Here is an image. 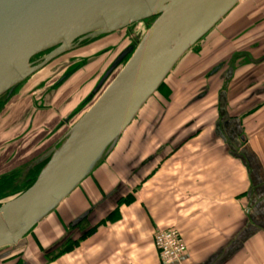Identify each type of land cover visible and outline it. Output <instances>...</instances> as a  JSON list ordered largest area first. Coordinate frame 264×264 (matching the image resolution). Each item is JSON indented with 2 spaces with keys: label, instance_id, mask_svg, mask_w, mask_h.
<instances>
[{
  "label": "crops",
  "instance_id": "obj_1",
  "mask_svg": "<svg viewBox=\"0 0 264 264\" xmlns=\"http://www.w3.org/2000/svg\"><path fill=\"white\" fill-rule=\"evenodd\" d=\"M261 60L254 62V71L243 73L234 84L226 83L225 89L232 87L233 92L236 86H254L251 94L243 92L244 88L225 93L224 112L228 109V115L222 114L220 120L217 114L204 126L197 127L200 120H196L180 127L176 134L191 130L190 137L175 144L157 143L156 157L127 155V148L143 151L152 144L145 141L146 132L139 138V128L131 131L127 156L110 157L85 180L59 207L57 216L51 215L32 233L37 238H27V249L13 264H162L153 236L168 229L177 230L187 248L176 264H264ZM204 88V96L194 94L198 100L193 103L190 99L191 104L204 102L209 94V88ZM208 113L203 110L197 115ZM167 115L168 111L164 118ZM162 129L160 124L150 134ZM127 172L135 176H124ZM84 216L87 225L65 233L73 220ZM54 217L60 220L54 221ZM89 230L93 231L83 238ZM59 232L68 235L58 238ZM35 241L48 247L46 254L33 252L29 243ZM67 243H75L74 248L52 255Z\"/></svg>",
  "mask_w": 264,
  "mask_h": 264
},
{
  "label": "water",
  "instance_id": "obj_2",
  "mask_svg": "<svg viewBox=\"0 0 264 264\" xmlns=\"http://www.w3.org/2000/svg\"><path fill=\"white\" fill-rule=\"evenodd\" d=\"M241 2L0 0V100L82 42L128 30L134 43L112 61L86 103L122 65L96 100L21 171L45 162L26 191L0 205V254L18 247L110 158L179 62ZM46 52L40 63L31 61Z\"/></svg>",
  "mask_w": 264,
  "mask_h": 264
},
{
  "label": "rangeland",
  "instance_id": "obj_3",
  "mask_svg": "<svg viewBox=\"0 0 264 264\" xmlns=\"http://www.w3.org/2000/svg\"><path fill=\"white\" fill-rule=\"evenodd\" d=\"M132 32L134 33V30ZM132 35L133 34L128 30L122 31L121 33L104 37L82 49H76L75 52L56 59L19 86L14 98H12L6 108L0 112V177L13 172L15 173V171H22L27 163L43 154L45 150L50 149L58 139L63 136L67 128L79 119L90 104L96 100L104 87L121 69L122 65L117 67L107 79L101 91L83 106L80 105V103L82 104L87 100L92 89L118 54L127 46L133 45ZM240 56L244 59L234 61V57ZM259 58L262 59L260 66L263 73L262 78L264 79V0H243V2L228 15L224 22L219 24L208 37L199 42L179 62L164 84L167 87L170 86L168 89L170 90L168 91V98L164 96L167 91H160L149 101L132 124L131 128L128 129L123 136L117 152L110 157H116V155L123 158L127 155L131 158L139 156L156 157L158 153L157 143L163 144L172 142L175 144L190 137L189 133L191 130L176 134V131L178 132L181 130L179 129L180 127L193 125L196 120H200L197 123V127L204 126L206 123L211 122L214 117H217V114L218 118L221 120L223 117L222 114L228 115V109L224 112L225 99L227 97L225 93L232 94L244 88L243 92L251 94L253 91L252 88L254 87L247 85L246 87L236 86L233 92L231 89L232 87L227 90L225 89L226 83L232 82L234 84L243 73L248 74V72L254 71V62ZM216 67H220L219 71L211 75L212 69ZM68 71L71 72V75L59 82L58 86L60 87H58L54 93L50 94L51 100L53 97V101L50 104H48L50 95L49 97H46L47 95L43 96L44 101L46 99L45 106L48 108V111L45 113L37 111L35 117L30 119L32 120V125L23 129L22 132V127L11 130L10 124L5 122L7 118L2 119V116L4 115V117H6L7 111H11L8 116L9 118L12 119L15 115L19 117L26 108V106H24L25 108H21V105L25 103L30 104L27 100L31 98H38L37 100H39L42 96V91L38 88L36 89V85L46 84L47 87H49L54 81L65 76L64 73ZM252 76L253 75H251V77ZM197 81L200 82L195 86ZM203 87L209 88L208 97L204 102L189 104L191 97L198 93L199 89ZM262 89H264V86ZM218 94L224 95L225 97L218 98ZM22 95H24V97L18 100V96L21 97ZM164 97H166V99H164ZM23 99L27 100L24 101ZM36 102L37 101H34L33 105H36ZM251 107L252 103L250 106L248 105L247 108H244L243 111ZM166 110L168 111V115L166 118L162 119V114ZM203 110L209 112L208 114L213 115V117H210L211 115L206 116V114L197 115V113ZM49 118H52L51 120L54 122H48ZM63 119L69 120V122H66L68 123V127L66 126L63 131H59L58 136L51 141V143L44 144L43 137L46 136L45 139L50 137V133L51 135H55V133L58 132L57 127L62 123ZM160 123L163 128L161 132L159 134H150ZM148 126L151 129L149 132L147 130ZM164 126H166V130ZM135 128H139V134L137 135L139 138L144 134L143 132H146L145 141L152 142V144H150L151 146L148 149L143 151H129L130 149L127 148L128 153L125 155L126 145L130 140L131 131L135 130ZM36 130L37 132L35 133ZM192 131H194V129ZM129 169H131V167L127 170ZM128 172L127 175L124 174V176L128 177V175H130ZM24 175V172H20L21 179L18 181L19 183L23 181ZM138 175H141V171ZM134 176L135 175H130L129 178ZM13 194H11V192L7 193L4 198L5 201L2 199L0 204L10 200L9 198H11ZM53 216H57L56 212ZM59 220L60 218H56L54 221ZM85 225H87V223H85ZM67 227L68 229L65 233L69 230L72 232L77 230L76 228ZM58 235L57 237L61 238L63 236L67 237L68 234L62 235V233H60ZM30 237L35 238L36 235L31 234L28 239ZM40 237L45 238L46 236L41 235ZM28 239L24 240L14 249L3 251L0 254V264H13L15 260H18L20 256L24 254V250L27 249ZM40 243V241H35L34 244H29L33 247L34 253L39 250L46 254V249L48 247L41 246L39 245ZM59 252L60 250H56L52 255ZM13 254L15 257L5 259L8 255L12 256ZM17 264L25 263L20 261Z\"/></svg>",
  "mask_w": 264,
  "mask_h": 264
},
{
  "label": "flooded vegetation",
  "instance_id": "obj_4",
  "mask_svg": "<svg viewBox=\"0 0 264 264\" xmlns=\"http://www.w3.org/2000/svg\"><path fill=\"white\" fill-rule=\"evenodd\" d=\"M98 40H100V39H96V40H94V41H91V42H87V41H85V42H82V43H80L79 44V46H78V48L77 49H82V48H84L85 46H88V45H90L91 43H94V42H96V41H98ZM132 44H134V43H132ZM130 46V45H129ZM128 47V46H127ZM126 47V48H127ZM125 49V48H124ZM76 51V50H75ZM75 51H73V52H75ZM49 52V51H48ZM48 52H46V53H43V54H40L39 56H37V57H35V58H33L31 61L33 62V63H35V64H38V63H40V58L43 56V55H45V54H47ZM72 53V52H71ZM70 54V53H69ZM65 55H67V54H65ZM65 55H63V56H65ZM236 56V55H235ZM62 57V56H61ZM60 58V57H59ZM59 58H57V59H59ZM234 59V61L235 60H238V59H244L242 56H240V57H234L233 58ZM56 60V59H55ZM55 60H53V61H51L50 63H52V62H54ZM49 63V64H50ZM48 64V65H49ZM219 68L220 67H216V68H214V69H212V71H211V75H213V74H215L217 71H219ZM69 72V71H68ZM64 74H66V73H64ZM61 79V78H60ZM60 79H57V81H54L49 87H47V85L45 84V85H41V84H39V85H36V89L38 88V89H40L41 91H42V96L39 98V100H37L38 98H35V99H33V98H31V99H29V100H27V99H23L24 101H26L27 100V102H29L30 104H28V103H25L24 105H19L21 108H25L24 106H26V108L24 109V111L22 112V114L19 116V117H16L17 115H15V116H13L12 117V119L11 118H9L8 116H9V113L11 112V111H7V116L6 117H4V115L2 116V119L3 118H7V121H5L7 124H10V127H11V130L12 129H18L19 127H22L21 128V132H22V130L23 129H25V128H27V127H29V125H32V120H30V119H32L33 117H35V115H36V112L38 111V112H40V113H45V112H47L48 111V108H46V106H45V101H46V99H45V101H44V95H47L46 97H49V95L51 94V93H54L56 90H57V88L58 87H60V86H58L59 85V80ZM41 85V86H40ZM20 86V85H19ZM19 86L9 95V96H7V97H5L4 99H1L0 100V112L4 109V108H6V106H7V104L10 102V100L12 99V98H14V96L16 95V93H17V91H18V88H19ZM40 86V87H39ZM43 88V89H42ZM170 87H168L167 89H165L167 92H166V94H168V95H164V96H166L167 98H168V96H169V93H168V91H170V90H168ZM32 90V89H31ZM201 91H199L200 93H198L199 95H202V97L204 96V94H205V88L204 89H200ZM32 94V93H31ZM52 96H54V95H52ZM22 97H24V95H22L21 97L20 96H18V100L20 99L21 100V98ZM166 97H164V99H166ZM199 97V96H198ZM201 97V98H202ZM16 99V100H17ZM193 101V103L195 102V101H197L198 99H195V97L193 98H191ZM34 101H37L36 102V105H33V102ZM53 101V97H52V100H51V95H50V97H49V100H48V104H50L51 102ZM190 101V100H189ZM86 103V101H84L82 104L80 103V105H84ZM189 104H191V103H189ZM41 107H44V108H41ZM4 111H6V110H4ZM33 111H34V114H33ZM167 112V110L166 111H164V113L162 114V119H164V115H165V113ZM52 118H49V120H48V122L49 121H52L53 122V120H51ZM69 122V120H62V123L61 124H59L58 125V127H57V130H58V132H56L55 133V135L54 134H52L51 135V133H50V137H48V138H46L45 139V137H43V140H44V144H46L51 138H53V137H55L56 135H58V133H59V131H63L64 130V127H68V123H66V122ZM162 123V122H161ZM160 123V124H161ZM159 124V125H160ZM159 125H157V127L159 126ZM70 127V126H69ZM156 127V128H157ZM148 128H149V126H148ZM68 129V128H67ZM150 129V128H149ZM37 132V130L35 131V133ZM65 132V131H64ZM54 135V136H53ZM48 139V140H47ZM47 150H45L44 152H43V154L46 152ZM42 155V154H41ZM39 157V156H38ZM38 157H36V158H38ZM36 158H34L33 160H35ZM32 160V161H33ZM31 161V162H32ZM30 163V162H29ZM28 164V163H27ZM26 164V165H27ZM43 164H45V162H43V163H41V164H39L38 166H35L34 168H32V169H30L25 175H24V179H23V181L21 182V183H19L18 181L21 179V176H20V172H18V171H15V173L13 172V173H10V174H8V175H6V176H2V177H0V201L2 200V199H4L5 197H6V195H7V193H9V192H11V194H13L14 192H18L19 190H22V188H24L25 186H26V184H28L29 182H30V180H32L33 178H34V176L36 175V170H37V168L38 167H40V166H42ZM25 165V166H26ZM24 166V167H25ZM19 170H21V169H19ZM41 170V169H40ZM40 172V171H39ZM39 174V173H38ZM38 174H37V176H38ZM37 176H36V178H37ZM36 180V179H35ZM20 186V187H19Z\"/></svg>",
  "mask_w": 264,
  "mask_h": 264
},
{
  "label": "built area",
  "instance_id": "obj_5",
  "mask_svg": "<svg viewBox=\"0 0 264 264\" xmlns=\"http://www.w3.org/2000/svg\"><path fill=\"white\" fill-rule=\"evenodd\" d=\"M153 242L162 264L180 263L187 252L183 238L175 229L157 231L153 236Z\"/></svg>",
  "mask_w": 264,
  "mask_h": 264
},
{
  "label": "trees",
  "instance_id": "obj_6",
  "mask_svg": "<svg viewBox=\"0 0 264 264\" xmlns=\"http://www.w3.org/2000/svg\"><path fill=\"white\" fill-rule=\"evenodd\" d=\"M165 84V83H164ZM162 85L161 87H160V89H159V91L158 92H160V91H166L165 89H167L168 87L167 86H165V85ZM44 166V164L42 165V166H40V167H38L37 168V170H36V175L34 176V178L32 179V180H30V182L28 183V184H26V186L24 187V188H22V190H19L18 192H14V194H13V196L11 197V198H9L10 200L11 199H14V198H16V197H18L19 195H21L24 191H26L33 183H34V181H35V179H36V176H37V174L39 173V171H40V169L42 168ZM7 200V199H6ZM4 201H5V199H4ZM9 201V200H8ZM7 202V201H6ZM1 205V204H0ZM85 221H86V217L84 216V217H82V218H79V219H76V221H74V222H72V224H70L69 225V227H71V228H79V227H84L83 225H84V223H85ZM93 230H89L88 232H86L85 234H83V238L84 237H86V236H88L89 234H91V232H92ZM74 246H75V243H67L66 245H65V247L63 248V247H61L59 250H60V252L59 253H57V255H60V254H62V253H65V252H67V251H69V250H71L72 248H74ZM10 257H15V255L13 254L12 256L11 255H8L7 257H5V259H7V258H10ZM5 259H3V260H5Z\"/></svg>",
  "mask_w": 264,
  "mask_h": 264
}]
</instances>
